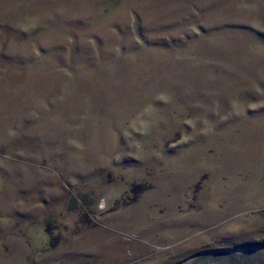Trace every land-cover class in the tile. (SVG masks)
<instances>
[{
	"label": "rangeland",
	"instance_id": "374dc122",
	"mask_svg": "<svg viewBox=\"0 0 264 264\" xmlns=\"http://www.w3.org/2000/svg\"><path fill=\"white\" fill-rule=\"evenodd\" d=\"M263 238L264 0H0V264Z\"/></svg>",
	"mask_w": 264,
	"mask_h": 264
},
{
	"label": "water",
	"instance_id": "95a60500",
	"mask_svg": "<svg viewBox=\"0 0 264 264\" xmlns=\"http://www.w3.org/2000/svg\"><path fill=\"white\" fill-rule=\"evenodd\" d=\"M263 254V247H251L243 252L216 249L192 257L182 264H264Z\"/></svg>",
	"mask_w": 264,
	"mask_h": 264
},
{
	"label": "flooded vegetation",
	"instance_id": "af4514ba",
	"mask_svg": "<svg viewBox=\"0 0 264 264\" xmlns=\"http://www.w3.org/2000/svg\"><path fill=\"white\" fill-rule=\"evenodd\" d=\"M218 242V243H217ZM216 245L211 246L210 243H205L201 249L193 252V254H189L190 256H186L185 258L178 260L176 262H173L172 264H182L186 262L188 259L192 257H198L202 255V253H205L206 251L210 250H216V249H226L231 250L235 252H243L244 249L251 248V247H263L264 248V238L258 241L257 243H251L249 241L241 242V240H235L232 239L230 241L228 240H218ZM210 245V246H209ZM264 255V254H263Z\"/></svg>",
	"mask_w": 264,
	"mask_h": 264
}]
</instances>
